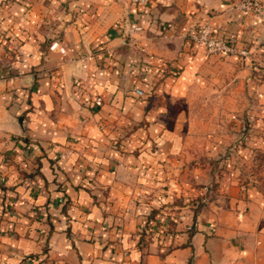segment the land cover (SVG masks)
I'll list each match as a JSON object with an SVG mask.
<instances>
[{
    "label": "crops",
    "instance_id": "0c3cea01",
    "mask_svg": "<svg viewBox=\"0 0 264 264\" xmlns=\"http://www.w3.org/2000/svg\"><path fill=\"white\" fill-rule=\"evenodd\" d=\"M239 1L0 0V264H264L248 193L196 204L205 103L264 23ZM203 21L235 49L182 29Z\"/></svg>",
    "mask_w": 264,
    "mask_h": 264
},
{
    "label": "rangeland",
    "instance_id": "374dc122",
    "mask_svg": "<svg viewBox=\"0 0 264 264\" xmlns=\"http://www.w3.org/2000/svg\"><path fill=\"white\" fill-rule=\"evenodd\" d=\"M258 31L243 45L248 50L243 65L249 68L245 82L236 83L232 92L213 93L209 99L214 100L205 103L209 132L219 135L204 140L206 147H217V153L204 156L213 165L205 177L206 192L196 204H205L209 190L226 180L248 193L264 217V23Z\"/></svg>",
    "mask_w": 264,
    "mask_h": 264
},
{
    "label": "built area",
    "instance_id": "2783aa9c",
    "mask_svg": "<svg viewBox=\"0 0 264 264\" xmlns=\"http://www.w3.org/2000/svg\"><path fill=\"white\" fill-rule=\"evenodd\" d=\"M150 0H130L131 4L143 3L146 4ZM237 6L245 11H251L257 16L264 17V3L261 0H240ZM186 35L195 43L202 45L207 54H218L223 52H231L235 46L227 41L224 37L216 35L208 21L197 23L189 29L184 26L182 28ZM64 51V47H60ZM243 54L246 50H241ZM141 93L140 90H138Z\"/></svg>",
    "mask_w": 264,
    "mask_h": 264
},
{
    "label": "trees",
    "instance_id": "16d2710c",
    "mask_svg": "<svg viewBox=\"0 0 264 264\" xmlns=\"http://www.w3.org/2000/svg\"><path fill=\"white\" fill-rule=\"evenodd\" d=\"M188 230H189V231H193V227H192V226H189V227H188Z\"/></svg>",
    "mask_w": 264,
    "mask_h": 264
}]
</instances>
